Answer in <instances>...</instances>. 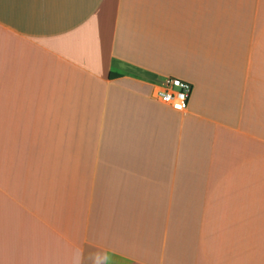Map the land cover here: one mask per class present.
Here are the masks:
<instances>
[{"label": "crops", "instance_id": "obj_1", "mask_svg": "<svg viewBox=\"0 0 264 264\" xmlns=\"http://www.w3.org/2000/svg\"><path fill=\"white\" fill-rule=\"evenodd\" d=\"M0 264H264V0H0Z\"/></svg>", "mask_w": 264, "mask_h": 264}, {"label": "built area", "instance_id": "obj_2", "mask_svg": "<svg viewBox=\"0 0 264 264\" xmlns=\"http://www.w3.org/2000/svg\"><path fill=\"white\" fill-rule=\"evenodd\" d=\"M193 86L189 81L178 77H168L160 85L152 87V99L163 102L174 110L183 112L187 109Z\"/></svg>", "mask_w": 264, "mask_h": 264}, {"label": "trees", "instance_id": "obj_3", "mask_svg": "<svg viewBox=\"0 0 264 264\" xmlns=\"http://www.w3.org/2000/svg\"><path fill=\"white\" fill-rule=\"evenodd\" d=\"M117 74H109V77H116Z\"/></svg>", "mask_w": 264, "mask_h": 264}]
</instances>
